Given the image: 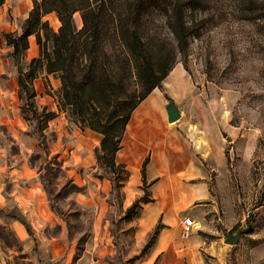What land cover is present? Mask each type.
I'll use <instances>...</instances> for the list:
<instances>
[{
	"label": "rangeland",
	"instance_id": "374dc122",
	"mask_svg": "<svg viewBox=\"0 0 264 264\" xmlns=\"http://www.w3.org/2000/svg\"><path fill=\"white\" fill-rule=\"evenodd\" d=\"M176 1L182 3L183 20L191 32L185 59L176 52L163 10H153L140 27L143 35L158 36L165 47L171 46L175 53L172 68L181 67L189 86L187 93L179 91L171 96L165 86L168 72L160 88L165 101L163 110L172 101L180 116L202 114L221 126L216 133L217 151L207 148L200 154L206 158L200 160L207 170V202L211 200L214 207L204 214L206 221H193L183 238L179 223V239L193 243L194 264H264V0H170ZM13 15L9 8L0 12L8 24V28H0V183L9 185L15 174L11 169L28 166L27 177L19 178V182H36L40 186L50 209L66 227L76 254L92 233V214L100 210V216L109 219L108 196L123 195L121 186L127 172L122 164L109 167L104 158L98 157L99 140L89 147V152L82 150L84 142L75 137L88 129H81L68 115L61 104L60 86L54 89L48 80L36 79V86L41 83L55 103L56 112L39 106L34 95L38 118L31 119L11 77L16 80L17 70L26 69L29 60L38 55V46L30 35L32 49L27 47L17 56L11 55L3 33H18L23 21L21 16ZM72 17L78 29L79 13ZM43 19L53 31L57 29L59 22L54 12ZM37 72L35 78L44 71ZM53 76L58 78L55 73ZM191 131L200 133L194 128ZM91 132L100 138L99 132ZM139 187L137 198L149 199L145 178L141 177ZM75 196L83 199L77 202ZM139 205L136 202L124 210L120 220L134 217ZM120 220L111 227L112 263L159 264L163 251L146 259L161 224L155 225L156 231L153 227L143 241L136 242L132 226L122 228ZM59 223L53 219L48 226L57 229ZM235 234L236 241L230 242ZM29 253L16 234L15 224L0 215V264H36ZM186 261V256L179 257V264Z\"/></svg>",
	"mask_w": 264,
	"mask_h": 264
},
{
	"label": "crops",
	"instance_id": "0c3cea01",
	"mask_svg": "<svg viewBox=\"0 0 264 264\" xmlns=\"http://www.w3.org/2000/svg\"><path fill=\"white\" fill-rule=\"evenodd\" d=\"M30 6V0H3L0 12L9 8L14 12L13 16L24 19ZM3 26L8 28L4 17H0V28ZM27 41V50L32 49L34 45L30 36ZM40 78L48 80L54 89L60 86L59 78L52 73L42 72L32 80L35 98H38L37 104L56 112L55 103L44 92L42 84L36 86L35 81L38 79L40 82ZM165 80L171 96L179 91L188 92L189 86L179 65L171 68ZM11 81L14 85L17 83L15 76L11 77ZM164 104L163 93L160 89L153 88L131 111L121 135L120 146L114 154L115 162L122 164L127 172V179L121 186L123 195L120 198L108 196L109 205L106 207H109V219H103L100 210L95 215L92 214V233L76 254L66 227L59 223L50 209L40 186L36 182H19V178L27 177L26 168L30 170L28 166L23 164V169H11L15 174L9 185L4 186L1 181L0 206H13V211L19 212L28 223L29 230L17 219L7 217L1 212L0 215L15 224L17 236L24 247L29 249L30 258L36 264H113L111 227L120 220V214L140 194V170L145 157L147 161L144 178L148 183L149 199L140 203L134 217L127 221L120 220L123 222L122 228L132 226L136 242H141L160 223L155 244L146 261L163 251L159 264H179V257L182 255L187 258L186 264H194L193 243L179 239L177 228L182 216L180 212L187 215L192 213V221H206L204 214L214 207L211 200L207 202L210 196L208 176L200 160L206 158L200 154L203 155L207 148L214 153L217 151L216 133L221 126L218 121H210L202 114L198 117L179 115L176 121L168 122L163 110ZM192 127L200 133L191 131ZM91 131L88 129L83 132L82 138L75 137L84 142V152H89V147L94 146L100 139ZM91 154L92 152L89 156ZM70 159L75 161V158ZM64 163L67 162L64 160ZM74 199L80 202L83 198L75 196ZM53 219L59 223L57 229L48 226Z\"/></svg>",
	"mask_w": 264,
	"mask_h": 264
},
{
	"label": "trees",
	"instance_id": "16d2710c",
	"mask_svg": "<svg viewBox=\"0 0 264 264\" xmlns=\"http://www.w3.org/2000/svg\"><path fill=\"white\" fill-rule=\"evenodd\" d=\"M30 2L19 33H3L12 56L28 47L30 35L38 46V55L29 60L26 69L17 70L19 99L30 111L31 119H37L32 80L38 69L57 74L61 104L68 115L81 129L100 133L98 157L104 158L109 167L117 168L119 163L115 162L114 154L131 111L153 88H161V81L175 62L171 46L165 47L166 43L158 36L143 35L140 27L153 10H163L176 52L185 59L186 40L191 32L183 20L182 3L170 0H118L115 4L113 0ZM49 12H54L59 22L55 31L43 19ZM75 12L79 13L81 22L78 29L73 24ZM151 30L155 32L154 28ZM146 161L147 157L141 165L142 180ZM146 200L137 198L125 210ZM13 208L0 206V212L20 221L28 231V223Z\"/></svg>",
	"mask_w": 264,
	"mask_h": 264
},
{
	"label": "water",
	"instance_id": "95a60500",
	"mask_svg": "<svg viewBox=\"0 0 264 264\" xmlns=\"http://www.w3.org/2000/svg\"><path fill=\"white\" fill-rule=\"evenodd\" d=\"M165 114H166V120L168 122H172L175 121L179 118V110L177 109V107L175 106V104L172 101H169L166 105H165ZM228 139V137H226ZM237 239V234H235L230 242H235Z\"/></svg>",
	"mask_w": 264,
	"mask_h": 264
},
{
	"label": "built area",
	"instance_id": "2783aa9c",
	"mask_svg": "<svg viewBox=\"0 0 264 264\" xmlns=\"http://www.w3.org/2000/svg\"><path fill=\"white\" fill-rule=\"evenodd\" d=\"M193 221L190 216L184 215L180 218V233L181 236H185L192 226Z\"/></svg>",
	"mask_w": 264,
	"mask_h": 264
}]
</instances>
